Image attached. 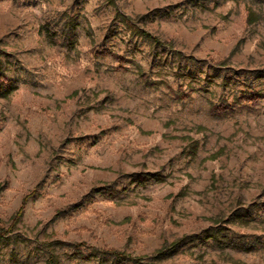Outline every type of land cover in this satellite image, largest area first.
<instances>
[{"label":"rangeland","instance_id":"374dc122","mask_svg":"<svg viewBox=\"0 0 264 264\" xmlns=\"http://www.w3.org/2000/svg\"><path fill=\"white\" fill-rule=\"evenodd\" d=\"M0 232V264H264V0H0Z\"/></svg>","mask_w":264,"mask_h":264},{"label":"trees","instance_id":"16d2710c","mask_svg":"<svg viewBox=\"0 0 264 264\" xmlns=\"http://www.w3.org/2000/svg\"><path fill=\"white\" fill-rule=\"evenodd\" d=\"M118 16L121 18V20H122V21H123L128 27L132 28L133 31H134L137 35H139V36H141V37H143V38H145V39H147V40H150V41H153V42L159 43V44L162 43V41H161L158 37L152 35L149 31H147V30H145V29H142V28L136 26V25L133 23V21H132L130 18H128L127 16H124V15H122L121 13H119ZM28 198H29V196H27V197L24 199V202L22 203L20 209L17 211V213H16V214L14 215V217L12 218V225H11V226L9 227V229L7 230V233L13 231V229L16 227V225L20 222V220H21V218H22V216H23V214H24V208H25V204H26V201H27ZM4 234H6V233H4ZM4 234H2V232H0V236H1V237H3ZM169 251H170V248H167V247H166V248H163V249L159 250V251L157 252V254H158V255H163V254L168 253ZM105 253L111 254V255H113L114 257L119 258V259H122V260H133V261H137V260H139V258H135V257H133V256H131V255H128V254H126V253H124V252H120V251H117V250H110V251H106ZM55 260H56V259L53 258V257L50 258L48 264H55Z\"/></svg>","mask_w":264,"mask_h":264}]
</instances>
